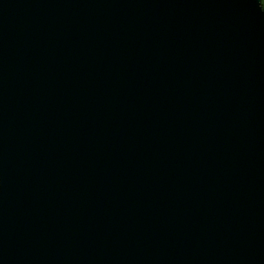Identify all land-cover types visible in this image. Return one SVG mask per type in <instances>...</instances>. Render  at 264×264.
Listing matches in <instances>:
<instances>
[{"label": "water", "instance_id": "water-1", "mask_svg": "<svg viewBox=\"0 0 264 264\" xmlns=\"http://www.w3.org/2000/svg\"><path fill=\"white\" fill-rule=\"evenodd\" d=\"M0 264H264L263 0H0Z\"/></svg>", "mask_w": 264, "mask_h": 264}, {"label": "trees", "instance_id": "trees-1", "mask_svg": "<svg viewBox=\"0 0 264 264\" xmlns=\"http://www.w3.org/2000/svg\"><path fill=\"white\" fill-rule=\"evenodd\" d=\"M263 6H264V0H263Z\"/></svg>", "mask_w": 264, "mask_h": 264}]
</instances>
